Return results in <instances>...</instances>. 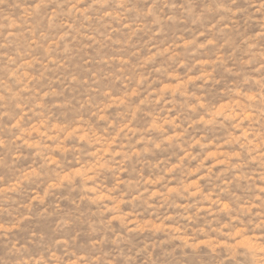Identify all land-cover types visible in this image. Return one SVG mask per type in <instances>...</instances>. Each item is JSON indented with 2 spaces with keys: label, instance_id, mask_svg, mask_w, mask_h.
Here are the masks:
<instances>
[{
  "label": "rangeland",
  "instance_id": "obj_1",
  "mask_svg": "<svg viewBox=\"0 0 264 264\" xmlns=\"http://www.w3.org/2000/svg\"><path fill=\"white\" fill-rule=\"evenodd\" d=\"M0 264H264V0H0Z\"/></svg>",
  "mask_w": 264,
  "mask_h": 264
}]
</instances>
